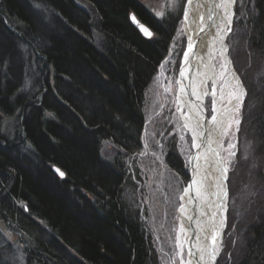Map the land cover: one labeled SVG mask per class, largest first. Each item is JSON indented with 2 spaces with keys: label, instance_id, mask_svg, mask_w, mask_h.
<instances>
[{
  "label": "trees",
  "instance_id": "trees-1",
  "mask_svg": "<svg viewBox=\"0 0 264 264\" xmlns=\"http://www.w3.org/2000/svg\"><path fill=\"white\" fill-rule=\"evenodd\" d=\"M83 2L0 0V264H159L123 198L120 159L102 147L141 149L146 93L176 20L140 0ZM251 7L248 50L259 59L264 0ZM246 81V110L258 100L252 152L264 158V77L258 88ZM260 212L234 264H264Z\"/></svg>",
  "mask_w": 264,
  "mask_h": 264
},
{
  "label": "rangeland",
  "instance_id": "rangeland-1",
  "mask_svg": "<svg viewBox=\"0 0 264 264\" xmlns=\"http://www.w3.org/2000/svg\"><path fill=\"white\" fill-rule=\"evenodd\" d=\"M154 15L176 20L177 32L169 54L151 82L145 99L146 123L141 136V149L133 154H122L109 142L102 147L103 156L111 162L120 159L124 172L123 198L137 211L150 238L159 264H178L179 194L188 182L186 135L177 101L178 80L182 53L185 47L183 15L188 0H140ZM83 6V0H77ZM251 0H236L227 46L244 95L231 129L222 138L221 150L227 168L228 196L216 264H234L245 251V236L252 225L261 220L264 209V158L252 152L250 135H257L249 123L258 111V100L245 108L247 81L259 87L264 77V55L256 58L248 50ZM156 17V16H155ZM161 18V17H157ZM218 65L220 60L217 61ZM251 84V83H250ZM236 90V89H235ZM236 92V91H235ZM238 122V123H237ZM246 134V135H245ZM174 153L176 165L168 158ZM127 169V178H126Z\"/></svg>",
  "mask_w": 264,
  "mask_h": 264
},
{
  "label": "bare ground",
  "instance_id": "bare-ground-1",
  "mask_svg": "<svg viewBox=\"0 0 264 264\" xmlns=\"http://www.w3.org/2000/svg\"><path fill=\"white\" fill-rule=\"evenodd\" d=\"M235 1L188 0L183 15L186 40L177 101L189 156L188 182L178 196V264H216L221 250L228 196L221 144L233 126L244 95L236 70V74L231 71L233 63L227 46ZM235 95L240 96L239 101ZM213 114L216 121L211 119ZM193 139L199 147L194 146Z\"/></svg>",
  "mask_w": 264,
  "mask_h": 264
},
{
  "label": "snow or ice",
  "instance_id": "snow-or-ice-1",
  "mask_svg": "<svg viewBox=\"0 0 264 264\" xmlns=\"http://www.w3.org/2000/svg\"><path fill=\"white\" fill-rule=\"evenodd\" d=\"M189 2H190V0H189ZM167 8H168V5L166 4V6H165V9H166L165 12L155 13L154 16H156V17H161V18H162V17H164V16L170 14V13L167 11ZM131 19L133 20V22H136V17H135V15H133V16L131 17ZM138 27H139V29H140V31H141V33L143 34L144 37H146V38H148V39H152V38H153V33L149 30L148 27L144 26L143 24H138ZM229 31H231V29H229ZM191 47H192V46L189 45V50L191 49ZM185 58L187 59V54H185ZM181 75H183V73H181ZM214 94H215V89H213V95H214ZM198 98H199V97H197V99H198ZM235 99H237V100L239 101L240 96H239V95H235ZM212 104H213L212 112L214 113V112H215V101H213ZM211 119H212V121H216V120H217L216 115L213 114V115L211 116ZM237 123H238V122H237ZM193 144H194V146L199 147V145H195V140H194V139H193ZM54 171H55L60 177H64V175H65V173L62 172L59 168H55ZM224 172H225V173L227 172V168L224 169ZM192 183L194 184L195 181H193ZM191 187H192V185L190 184V185H189V188H186L185 191L187 192ZM181 199H182V198H181ZM181 207L183 208V205H181ZM211 239H212V244L215 245V242H216V235L213 234ZM213 258H214V257H213Z\"/></svg>",
  "mask_w": 264,
  "mask_h": 264
},
{
  "label": "water",
  "instance_id": "water-1",
  "mask_svg": "<svg viewBox=\"0 0 264 264\" xmlns=\"http://www.w3.org/2000/svg\"><path fill=\"white\" fill-rule=\"evenodd\" d=\"M135 24L138 26V24H140L138 21H136L135 22ZM231 71L233 72V73H235L236 74V72H235V69H234V67L233 66H231ZM237 75V79L240 81V78H239V76H238V74H236ZM225 181H226V192L228 191V187H227V173H226V176H225Z\"/></svg>",
  "mask_w": 264,
  "mask_h": 264
}]
</instances>
